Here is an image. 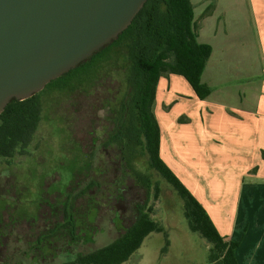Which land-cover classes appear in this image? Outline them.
<instances>
[{
    "label": "rangeland",
    "instance_id": "rangeland-1",
    "mask_svg": "<svg viewBox=\"0 0 264 264\" xmlns=\"http://www.w3.org/2000/svg\"><path fill=\"white\" fill-rule=\"evenodd\" d=\"M192 3L196 14L200 10L206 11L208 7L209 12H213L210 23L217 30V37L226 31L235 34L236 24H240L243 44L239 53L248 56L253 52L252 28L247 6H236L235 0H204L201 4L192 0ZM213 45L215 54H219L220 45ZM114 58L113 53L103 68L98 69L91 79L82 80L74 90H58L49 86L38 93L42 118L48 123L45 137L57 144L54 150L43 148L37 154L44 157L48 163L38 173L54 177L45 185V204L40 208L37 220L26 226L23 235L20 230H16V235H11V230L5 231L4 226L0 224V234L5 235L0 236V264L66 263L72 260L76 253L93 251L117 239L133 224L140 206L144 207V212L160 224L165 232L150 234L139 250L123 264H211V245L198 233L190 231L184 217L182 200L169 184L150 169L140 146L133 144L135 153L125 160L120 158L121 154L116 146L112 145L106 150L102 147L114 125L112 120L108 123L107 119L113 118L112 114L119 109L126 90L121 78L116 74L118 66L112 61ZM176 78L180 81L179 84L174 82L170 91L168 90L166 110L156 111L153 107L155 117L165 132L164 159L171 165L173 164L170 158L180 157V151L176 149L173 138L183 134L182 131L174 132L173 121L178 120V114L181 112L192 115L197 110L194 105L189 106L190 103H187L190 86L182 77ZM177 93H181L179 96L185 103H182L181 99L179 102ZM107 99L112 103L111 111H108ZM173 100L176 102L172 103ZM182 121L183 119L179 118V122ZM210 134H214V131ZM93 137L95 142H92ZM47 148L50 149L51 146ZM34 166L36 164L31 160L29 167L35 169ZM42 177H36L39 185ZM91 182H96L97 185L84 192ZM6 184L5 178L0 179V195ZM69 197H74V210L79 214L87 208L90 197H96L98 208L91 210L86 216L89 222L95 219L93 224H89L91 228L84 227L86 223L83 216L77 221L84 230L83 236L91 240H79L66 247L69 239L63 238L57 244L59 247L50 246L44 252V259H35L38 255L33 251L32 244L42 233L52 228L53 224L62 221L60 205ZM117 197L120 200L115 201L114 198ZM3 215L7 217L0 208V219ZM115 219L120 220L121 224L114 222ZM228 219L232 220L233 217L229 214ZM225 224L226 227L230 226L227 222Z\"/></svg>",
    "mask_w": 264,
    "mask_h": 264
},
{
    "label": "trees",
    "instance_id": "trees-1",
    "mask_svg": "<svg viewBox=\"0 0 264 264\" xmlns=\"http://www.w3.org/2000/svg\"><path fill=\"white\" fill-rule=\"evenodd\" d=\"M193 20L190 0H147L118 39L87 62L49 83L45 89L54 86L58 90H74L82 80L91 79L98 69L103 68L114 53L112 61L119 68L116 74L126 90L116 118L120 128H117L119 131L112 141L121 142L124 137L125 145L131 152L130 157L135 153L133 144L140 146L150 169L169 184L182 200L184 217L190 231L198 233L211 245V264H238L235 251L240 243L221 237L205 209L159 155L160 133L153 113L159 79L177 75L189 84L197 99L202 101L210 95V89L201 82V77L212 48L197 42L193 33ZM47 129L48 123L42 118L38 94L24 101H11L0 115V179L7 180L0 195V208L7 217L1 216L0 224L5 231L11 230V235H16V230H20L23 235L26 226L37 220L38 212L45 204V185L54 175L38 173L48 163L37 154L43 148L54 150L57 145L45 137ZM50 156L53 158V154ZM31 160L36 164L35 169L29 167ZM37 173L43 176L40 185L36 179ZM96 185V182H91L84 192ZM95 198L90 197L87 208L80 214L74 210V197H69L60 205L62 221L53 224L32 244L33 251L38 255L35 259H44V252L50 246L59 247L57 244L63 238L69 239L66 247L79 240H91L83 236L84 230L77 221L83 216L86 223L84 227L91 228L89 224H93L95 219L89 222L86 216L98 208ZM114 200L120 199L117 197ZM115 221L121 224L120 220ZM164 232V228L153 221L144 212V207L140 206L133 224L117 239L93 251L76 253L72 260L62 264H123L139 250L150 234Z\"/></svg>",
    "mask_w": 264,
    "mask_h": 264
},
{
    "label": "crops",
    "instance_id": "crops-1",
    "mask_svg": "<svg viewBox=\"0 0 264 264\" xmlns=\"http://www.w3.org/2000/svg\"><path fill=\"white\" fill-rule=\"evenodd\" d=\"M190 2L195 38L212 48L201 77L210 95L201 101L190 87L187 103L197 110L192 115L181 112L173 121L174 132H183L173 138L180 151V157L170 158L173 165L164 159L165 132L155 117L159 155L205 209L221 237L240 243L235 251L237 263L264 264V0H235L236 6H247L249 11L254 50L248 56L239 53L240 24L235 34L226 31L217 37L210 23L213 12L208 7L196 14ZM213 43L220 45L219 54ZM176 76L159 79L156 111L168 107V90L180 81ZM180 94H176L179 102Z\"/></svg>",
    "mask_w": 264,
    "mask_h": 264
},
{
    "label": "water",
    "instance_id": "water-1",
    "mask_svg": "<svg viewBox=\"0 0 264 264\" xmlns=\"http://www.w3.org/2000/svg\"><path fill=\"white\" fill-rule=\"evenodd\" d=\"M147 0H0V115L109 46Z\"/></svg>",
    "mask_w": 264,
    "mask_h": 264
},
{
    "label": "flooded vegetation",
    "instance_id": "flooded-vegetation-1",
    "mask_svg": "<svg viewBox=\"0 0 264 264\" xmlns=\"http://www.w3.org/2000/svg\"><path fill=\"white\" fill-rule=\"evenodd\" d=\"M108 94H110V92H108ZM124 96H125V95H124ZM114 98H116V97H114ZM122 100H123V98H122ZM122 100H121V101H122ZM121 101H120V107H121ZM106 102H107L106 105H108V107H109L108 111H111V110H112V109H111V107H112L111 104H112V103H110L111 101L109 102V100L107 99ZM104 106H105V104H104ZM120 107H119V108H120ZM118 110H119V109L115 110V113L112 114V115H113V118H111V119H107L108 123L110 122V120H112L114 125H113V129H112L110 132H108V134H107V136H106L107 139H106L105 141H103V145H102V147L106 150L107 148L112 147V145L116 146V147L118 148L119 153L121 154V157H120V158H123V159L125 160L126 158L130 157L131 152H130V150L126 147V145H125V141H126V140L124 139V137L121 138V139H122L121 142H118V141H112V140L114 139V136H115V135L117 134V132L119 131V130H117V128H120V126L117 125V121H116ZM96 141H97V140H96ZM92 142H95L94 137H93V139H92Z\"/></svg>",
    "mask_w": 264,
    "mask_h": 264
}]
</instances>
